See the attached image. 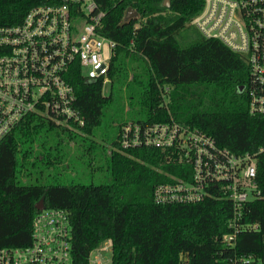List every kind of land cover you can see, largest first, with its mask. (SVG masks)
I'll list each match as a JSON object with an SVG mask.
<instances>
[{
	"label": "trees",
	"instance_id": "obj_1",
	"mask_svg": "<svg viewBox=\"0 0 264 264\" xmlns=\"http://www.w3.org/2000/svg\"><path fill=\"white\" fill-rule=\"evenodd\" d=\"M95 2L105 12L99 33L116 43L109 92L74 69L69 80L83 126L30 114L0 142V249L31 243L35 205L43 200L44 209L68 213L72 264H88L90 251L106 239L113 243L111 264H180L181 254L188 264H234L249 256L264 264V153L257 161L262 198L247 203L242 219L257 229L241 231L226 246L221 238L233 211L227 199L153 202L154 187L169 175L191 176L176 150L119 144L121 126L131 119L197 129L235 155L264 147V116L248 112L245 58L190 24L204 0H169V7L163 0ZM62 3L0 0V25L18 23L32 7ZM129 9L136 16L128 19ZM165 86L171 91L164 103ZM71 172L68 184L57 181Z\"/></svg>",
	"mask_w": 264,
	"mask_h": 264
},
{
	"label": "built area",
	"instance_id": "obj_2",
	"mask_svg": "<svg viewBox=\"0 0 264 264\" xmlns=\"http://www.w3.org/2000/svg\"><path fill=\"white\" fill-rule=\"evenodd\" d=\"M104 15L95 0H63L60 5L28 9L16 24L0 25V142L30 114L69 128L84 125L69 76L79 69L87 81H101L102 94L109 92L108 70L116 43L99 33ZM190 24L245 58L248 112L264 116V0H204ZM119 144L122 149H173L179 161L189 165V179L169 175L170 181L154 187L156 205L227 199L233 211L221 238L226 246H233L241 231L257 229L242 219L247 203L262 198L257 161L264 147L235 155L210 136L173 121H127ZM70 239L67 211L42 209L32 219L31 243L1 248L0 264H72ZM112 249V240L106 239L90 251L88 264H111ZM180 264H188L183 254ZM234 264L256 262L249 256Z\"/></svg>",
	"mask_w": 264,
	"mask_h": 264
},
{
	"label": "rangeland",
	"instance_id": "obj_3",
	"mask_svg": "<svg viewBox=\"0 0 264 264\" xmlns=\"http://www.w3.org/2000/svg\"><path fill=\"white\" fill-rule=\"evenodd\" d=\"M137 66V65H136ZM171 91V87H167L165 86L164 88V91H163V100H164V103L167 102L168 100V97H167V94ZM127 121H131V119H128ZM97 143L99 144V146H103V147H109V143L105 142V141H101V140H97ZM71 145L73 146V144L71 143ZM79 166V164H78ZM79 174V172H77ZM73 173H65L64 176L62 177V179L60 180H57V181H60L61 184H68V180L71 179L73 177ZM53 181H55V179H53ZM93 181H94V178H93Z\"/></svg>",
	"mask_w": 264,
	"mask_h": 264
},
{
	"label": "water",
	"instance_id": "obj_4",
	"mask_svg": "<svg viewBox=\"0 0 264 264\" xmlns=\"http://www.w3.org/2000/svg\"><path fill=\"white\" fill-rule=\"evenodd\" d=\"M169 0H163V6H165V7H169ZM134 16H136V11H134V10H131V9H129L128 11H127V13H126V18H131V17H134ZM240 90L242 89V86L239 88ZM35 209H37V210H42V209H44V205H43V200H40L36 205H35Z\"/></svg>",
	"mask_w": 264,
	"mask_h": 264
},
{
	"label": "flooded vegetation",
	"instance_id": "obj_5",
	"mask_svg": "<svg viewBox=\"0 0 264 264\" xmlns=\"http://www.w3.org/2000/svg\"><path fill=\"white\" fill-rule=\"evenodd\" d=\"M244 90V86H242V89H241V91H243Z\"/></svg>",
	"mask_w": 264,
	"mask_h": 264
}]
</instances>
